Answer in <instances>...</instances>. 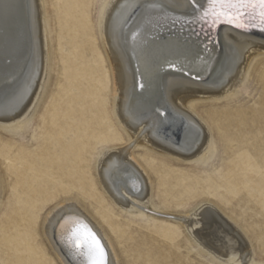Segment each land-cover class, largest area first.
<instances>
[{
	"label": "bare ground",
	"instance_id": "6f19581e",
	"mask_svg": "<svg viewBox=\"0 0 264 264\" xmlns=\"http://www.w3.org/2000/svg\"><path fill=\"white\" fill-rule=\"evenodd\" d=\"M215 9L236 14V19L229 23L230 17L209 18ZM102 11L112 113L124 128L126 141L96 156L93 174L100 192H93L85 177L75 180L74 165L93 155V140L116 142L119 134L102 124L106 112L84 121L83 134L72 132L69 120L80 119L81 112L57 108L53 98L38 117L42 144L35 151L23 148L20 132L51 82L48 19L43 0H0V263L91 264L99 259L102 264H120L116 243L126 244L122 251L128 253L142 239L135 234L125 239L129 228L102 205L104 195L121 216L178 220L198 248L222 264H254L244 232L216 205L206 202L188 213L176 212L174 197H166L161 188L156 160L134 155L133 144L187 162L206 159L215 151L208 123L224 127L226 116L213 111L202 118L193 101L227 98L250 73L253 59L264 52L259 8L237 12L212 0H109ZM201 14L192 34L187 22H196ZM214 20V29L205 34L201 29ZM70 33L73 39L82 35L77 26ZM158 177L161 184L155 182ZM77 186L93 200L92 212L69 198ZM174 188L179 196L178 186ZM38 228L50 259L42 256L41 244L36 246L33 234ZM24 239L30 247L29 256L22 257ZM139 260L146 261L145 254Z\"/></svg>",
	"mask_w": 264,
	"mask_h": 264
},
{
	"label": "rangeland",
	"instance_id": "374dc122",
	"mask_svg": "<svg viewBox=\"0 0 264 264\" xmlns=\"http://www.w3.org/2000/svg\"><path fill=\"white\" fill-rule=\"evenodd\" d=\"M43 1L50 39L49 67L53 71L50 73V85L43 90V95L40 94L25 129L20 132L19 142L25 150L33 151L37 144H42L36 129L38 117L51 105L53 98L59 103L57 108L69 106L81 112L80 119L74 116L69 120L72 132L76 130L83 134L87 128L84 121L89 122L92 116L106 112L101 122L108 131H116L119 140L110 143L93 140L96 144L93 155L86 163L74 165L73 169L77 182L85 177L91 190L100 192L93 174L96 156L102 150H111L126 141L124 128L112 113L114 97L101 36L102 7L109 0ZM187 23H190L194 34L193 30L199 22L190 20ZM58 25L62 32L60 39L56 34ZM75 26L79 27L82 35L73 39L70 32ZM77 82L78 88L74 87ZM234 91L227 98H198L193 101L196 102L195 111L202 118H208L213 111H221L226 116L227 125L224 127L218 126L216 121L208 123L210 137L215 141V151L206 159L187 162L172 155L149 152L145 146L135 144L133 154L156 160L157 173L163 179L162 184L160 177L155 182H160L162 190H166V197H174L176 212L188 213L201 203H213L225 215L232 217L244 232L252 248V263L264 264V52L253 59L250 73ZM228 114L232 117L228 118ZM177 186L179 196L173 191ZM55 187L60 194L61 185ZM69 198L78 200L93 211V200L78 186L73 187ZM100 201L119 223L128 226L129 234L125 239L134 234L142 239L140 245L128 253L122 251L126 244L116 243L120 264H222L201 251L190 234L179 226L178 220L121 216L115 213L113 205L104 195ZM39 232L38 228L33 234L36 246L41 244L38 248L42 256L50 259L51 254ZM169 233L171 236H166ZM154 238L158 241H154ZM29 245L26 239L22 240V257L29 256ZM141 254H145L146 261L139 260Z\"/></svg>",
	"mask_w": 264,
	"mask_h": 264
},
{
	"label": "snow or ice",
	"instance_id": "6c2138e0",
	"mask_svg": "<svg viewBox=\"0 0 264 264\" xmlns=\"http://www.w3.org/2000/svg\"><path fill=\"white\" fill-rule=\"evenodd\" d=\"M213 4H219V6L221 8H227L230 10H234V11H239L240 9H246V8H259L260 10V21L262 24H264V0H212ZM217 20L220 19V16L218 15L216 17ZM236 17H230L228 19L229 23H232L233 20H235ZM237 27H243V25L237 23L236 24ZM88 238L91 239L92 243L95 244L97 246V250H99V245L98 242L96 241L95 237L91 235V233H88ZM79 239V238H77ZM87 243V239L86 240H80L77 243V247H79L80 245ZM102 255V253H101ZM91 264H102V261L99 259H92L91 260Z\"/></svg>",
	"mask_w": 264,
	"mask_h": 264
},
{
	"label": "water",
	"instance_id": "95a60500",
	"mask_svg": "<svg viewBox=\"0 0 264 264\" xmlns=\"http://www.w3.org/2000/svg\"><path fill=\"white\" fill-rule=\"evenodd\" d=\"M143 13V12H142ZM237 14H239V13H237ZM220 16V18H224L225 16H226V18H228V17H235V15H231V14H228V13H225V12H223V10H221V9H218V10H216L215 9V11H213V13L209 16L208 15V17L209 18H212L213 19V17H217V16ZM203 16H204V13H203ZM212 16V17H211ZM198 20L196 21V22H200L199 20H201L202 19V14L200 15V16H198V18H197ZM216 20H214L213 22H211V21H207V25L205 26V28H202L201 30L203 31V32H207V30L210 28V29H214V26L216 25ZM210 23H212L211 25H210ZM196 25V24H195ZM192 78L194 77V76H191ZM164 115V114H163Z\"/></svg>",
	"mask_w": 264,
	"mask_h": 264
}]
</instances>
